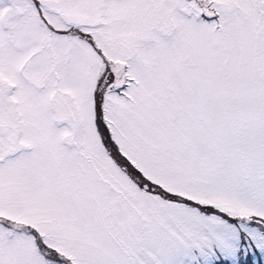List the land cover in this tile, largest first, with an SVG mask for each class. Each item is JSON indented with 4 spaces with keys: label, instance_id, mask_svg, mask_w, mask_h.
<instances>
[{
    "label": "snow or ice",
    "instance_id": "6c2138e0",
    "mask_svg": "<svg viewBox=\"0 0 264 264\" xmlns=\"http://www.w3.org/2000/svg\"><path fill=\"white\" fill-rule=\"evenodd\" d=\"M0 264H264V0H0Z\"/></svg>",
    "mask_w": 264,
    "mask_h": 264
}]
</instances>
